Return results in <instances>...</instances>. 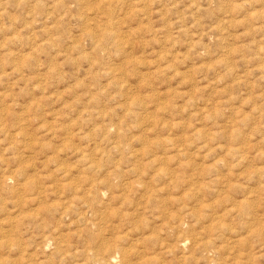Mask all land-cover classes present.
I'll use <instances>...</instances> for the list:
<instances>
[{
	"label": "rangeland",
	"instance_id": "374dc122",
	"mask_svg": "<svg viewBox=\"0 0 264 264\" xmlns=\"http://www.w3.org/2000/svg\"><path fill=\"white\" fill-rule=\"evenodd\" d=\"M0 264H264V0H0Z\"/></svg>",
	"mask_w": 264,
	"mask_h": 264
},
{
	"label": "bare ground",
	"instance_id": "6f19581e",
	"mask_svg": "<svg viewBox=\"0 0 264 264\" xmlns=\"http://www.w3.org/2000/svg\"><path fill=\"white\" fill-rule=\"evenodd\" d=\"M121 173V172H120ZM97 186V185H96ZM134 208V207H133ZM92 211V210H91ZM139 218V217H138ZM137 233V232H136ZM119 242V241H118ZM103 245V244H102ZM136 252V251H135Z\"/></svg>",
	"mask_w": 264,
	"mask_h": 264
}]
</instances>
